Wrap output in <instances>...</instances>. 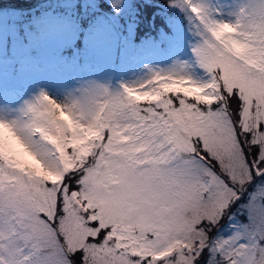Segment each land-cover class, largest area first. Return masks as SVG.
I'll return each mask as SVG.
<instances>
[{
    "label": "snow or ice",
    "instance_id": "1",
    "mask_svg": "<svg viewBox=\"0 0 264 264\" xmlns=\"http://www.w3.org/2000/svg\"><path fill=\"white\" fill-rule=\"evenodd\" d=\"M185 3L202 78L0 119V264H264V0L231 22ZM245 195L246 230L221 235Z\"/></svg>",
    "mask_w": 264,
    "mask_h": 264
},
{
    "label": "rangeland",
    "instance_id": "2",
    "mask_svg": "<svg viewBox=\"0 0 264 264\" xmlns=\"http://www.w3.org/2000/svg\"><path fill=\"white\" fill-rule=\"evenodd\" d=\"M25 1L38 3L43 10L39 19L35 11L24 19L12 6L0 5V119L18 120L22 113L16 117L9 109L17 104L27 107L41 94L72 103L96 89L120 92L156 73L204 76L193 52L201 25L185 0ZM149 1L166 2L154 13L162 17V25L153 15V30L158 26L153 34L141 22ZM193 2L211 19L231 22L246 0ZM66 51L72 55L66 56ZM246 199L245 195L220 220L221 235L246 230L248 217L239 211Z\"/></svg>",
    "mask_w": 264,
    "mask_h": 264
},
{
    "label": "trees",
    "instance_id": "3",
    "mask_svg": "<svg viewBox=\"0 0 264 264\" xmlns=\"http://www.w3.org/2000/svg\"><path fill=\"white\" fill-rule=\"evenodd\" d=\"M164 1H156V2H148L147 6H144V8L146 10H143L144 14L141 18V22L144 21L142 23L143 25H146V31H150L152 34L156 33L158 30V26L156 27V30H153L152 28V19L154 18L153 15L157 16L158 19L155 18L156 22H159L158 25H162L161 19L162 17L159 16L158 14H154L156 12V10H160V7L164 8L163 4L166 3ZM0 5H10L12 6V10L15 11H20L21 15L23 16V18L25 19L26 17H28L33 11H35L36 13H38L39 15L37 16V19H39V17L42 14L43 10H40L38 7V3H34L33 1L30 2H26L25 0H0ZM158 5L159 8H155V6ZM92 6V5H91ZM94 7V6H93ZM102 8H104V6H101ZM101 8V9H102ZM105 10V8H104ZM82 21L84 22V19L82 18ZM87 25V24H86ZM141 26V24H140ZM23 27V26H22ZM23 29H25L23 27ZM82 41L78 42V45H81ZM68 51L65 52V55L67 56H71L72 52L69 51V53H67ZM224 218H227V215H225Z\"/></svg>",
    "mask_w": 264,
    "mask_h": 264
},
{
    "label": "bare ground",
    "instance_id": "4",
    "mask_svg": "<svg viewBox=\"0 0 264 264\" xmlns=\"http://www.w3.org/2000/svg\"><path fill=\"white\" fill-rule=\"evenodd\" d=\"M101 81L97 82V87L100 88L102 87V84H100ZM25 105L24 104H17L15 105L14 107L10 108L9 111L12 113V115L16 116L19 114V113H23V111L25 110Z\"/></svg>",
    "mask_w": 264,
    "mask_h": 264
}]
</instances>
